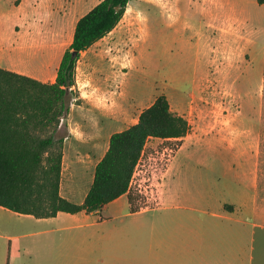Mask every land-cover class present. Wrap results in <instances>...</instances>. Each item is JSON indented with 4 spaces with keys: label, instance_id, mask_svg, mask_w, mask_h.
Returning a JSON list of instances; mask_svg holds the SVG:
<instances>
[{
    "label": "rangeland",
    "instance_id": "1",
    "mask_svg": "<svg viewBox=\"0 0 264 264\" xmlns=\"http://www.w3.org/2000/svg\"><path fill=\"white\" fill-rule=\"evenodd\" d=\"M37 1L28 10H16L0 30L22 29L34 45L46 42L57 49L48 54L52 76L76 21L101 0ZM29 59L23 61L29 64ZM20 64L14 54L10 67ZM74 78L68 112L82 140L97 129L104 146L159 96L189 124L181 139L146 145L130 185L133 208L150 209L138 221L150 225L160 217L152 210L156 181L183 148L188 159L182 178L169 190L212 197L225 195L232 185V204L225 208L264 225V5L256 0H133L118 25L81 53ZM66 135L60 130L56 136ZM240 232L243 258L247 231L242 227Z\"/></svg>",
    "mask_w": 264,
    "mask_h": 264
},
{
    "label": "crops",
    "instance_id": "2",
    "mask_svg": "<svg viewBox=\"0 0 264 264\" xmlns=\"http://www.w3.org/2000/svg\"><path fill=\"white\" fill-rule=\"evenodd\" d=\"M0 1L4 3L1 5L4 12L0 13L2 27L13 19L16 10L25 6L28 10L32 3L38 5L37 0H22L16 6V0ZM23 23L20 24L24 26ZM52 51L57 49L46 42L34 45L25 38L22 29L10 26L0 30L1 69L41 83H53L61 57L49 76L48 54ZM14 54L23 62L17 65L18 69L10 67ZM26 55L30 57L29 64L23 61ZM64 117L56 133L67 131L64 138L57 137L62 138L63 145L59 195L81 205L110 137L104 146L99 145V130L94 129L93 137L82 140L75 133L72 113L66 114V125ZM82 147L88 150L82 151ZM98 153L100 157L91 161ZM186 155L187 151L180 148L170 167L160 172L156 202L152 206L160 217L150 225L137 220L150 211L149 207L131 212L128 193L92 213L58 212L52 217L36 218L0 207V264H264V225L237 215L235 208H225L232 204L231 197L235 194L232 185L225 195L213 198L204 191L194 194L168 189L173 183L179 185ZM129 218L133 219L126 221ZM242 227L247 231L243 258Z\"/></svg>",
    "mask_w": 264,
    "mask_h": 264
},
{
    "label": "trees",
    "instance_id": "3",
    "mask_svg": "<svg viewBox=\"0 0 264 264\" xmlns=\"http://www.w3.org/2000/svg\"><path fill=\"white\" fill-rule=\"evenodd\" d=\"M131 1L101 0L76 21L53 83L0 68V207L36 218L58 212L92 213L128 193L130 211L136 212L130 183L145 144L188 134L187 121L170 110L165 96H159L135 124L110 136L81 205L59 195L63 145L56 133L69 111L76 63L81 53L118 25ZM256 3L262 6L264 0Z\"/></svg>",
    "mask_w": 264,
    "mask_h": 264
},
{
    "label": "built area",
    "instance_id": "4",
    "mask_svg": "<svg viewBox=\"0 0 264 264\" xmlns=\"http://www.w3.org/2000/svg\"><path fill=\"white\" fill-rule=\"evenodd\" d=\"M131 184V183H130Z\"/></svg>",
    "mask_w": 264,
    "mask_h": 264
}]
</instances>
